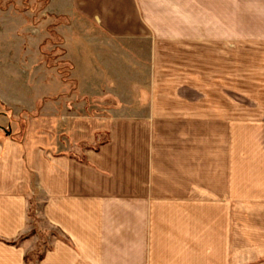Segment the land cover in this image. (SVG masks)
Returning a JSON list of instances; mask_svg holds the SVG:
<instances>
[{
	"label": "crops",
	"instance_id": "obj_1",
	"mask_svg": "<svg viewBox=\"0 0 264 264\" xmlns=\"http://www.w3.org/2000/svg\"><path fill=\"white\" fill-rule=\"evenodd\" d=\"M117 5L46 0L43 16L68 21L73 89L18 39L26 18L0 10V264L39 246L33 264H264V104L243 112L225 88L241 42L264 49V0H201L212 23L168 27V61L162 0ZM194 32L216 54L195 62Z\"/></svg>",
	"mask_w": 264,
	"mask_h": 264
},
{
	"label": "rangeland",
	"instance_id": "obj_2",
	"mask_svg": "<svg viewBox=\"0 0 264 264\" xmlns=\"http://www.w3.org/2000/svg\"><path fill=\"white\" fill-rule=\"evenodd\" d=\"M113 3L112 12L116 13L117 4L120 3V0H111ZM196 0L188 1V0H162V9L160 15L157 14V19L159 20V24H161L162 28V41L167 40H174L173 37L169 35V33L166 31L168 30V27L170 28L171 25L176 26L179 29H182V34L186 35L185 31L183 30V26L187 25L188 23L186 21V18L189 16L192 19V23H196L198 25H202L204 22H210L208 21L207 17L202 15L201 11V0H198V4H195ZM46 0H0V10L5 11L7 9H11L15 14L22 15L26 18L27 22L26 25L29 26V32L26 30H20L18 32V39H25L29 42L33 41V43L36 42L38 44V48H31L29 46V49H31V52H29V55H33L35 57L40 58L41 64L43 67H48L50 69H53L58 74V78L60 81L67 82L70 89H73L75 87V83L71 80H69V72L71 70L70 65L63 60L64 50H63V37L60 35L56 28L59 25H67L68 21L67 19L63 17H45L42 14V10L45 7ZM138 4V2H136ZM203 5V0H202ZM136 6V7H135ZM135 6L132 7L131 10H134L135 12L138 11V5L135 4ZM197 8H195V7ZM243 6V3H242ZM244 7V6H243ZM214 9V7L212 8ZM189 12L191 14H189ZM28 15V16H27ZM138 16V15H136ZM136 16H131L135 20ZM242 23L249 24V17L242 16L241 18ZM67 33V31L65 30ZM65 33V34H66ZM97 34V33H96ZM188 35L193 34L194 39V49H188L193 50V57L195 62H198L201 60V58L207 54V52L212 54L214 50L212 49H205L203 46L205 39L202 38L201 32H194V33H187ZM173 44L171 42H164L163 43V61H168V57L171 55H175V51H179V49H175L172 46ZM228 46V45H227ZM237 48V55L240 56L241 63L236 66V70H241V76L239 79H226L225 80V88L227 89V95L226 100L227 103H231L233 101L241 104L243 106V112H249V108L252 105H260L264 104V81L254 80L250 79V75L253 72H260L264 69L263 64H257V60L260 61V58L264 57V49L263 48H255L250 46L249 40H243L241 42V45ZM227 49V70L230 72H233L234 70L230 67H232V64H228V58L232 57L234 55L233 52L235 50L233 48H226ZM23 53L25 54V47L22 48ZM25 51V52H24ZM216 52V50H215ZM191 53L188 51V55ZM238 56V57H239ZM195 71H199L201 64H195ZM170 64L163 63V70H169ZM199 68V69H196ZM56 76V75H55ZM175 82V81H173ZM178 82V81H177ZM190 82V81H189ZM193 83V86L195 89H202L203 88H217L218 84L217 81H203L199 79H194L191 81ZM170 80H162L163 87H168L170 85ZM236 88L238 91L236 93L230 91V89ZM209 98L217 99V96L210 95ZM42 104V101H39L36 103L37 110H39L40 106ZM1 110V108H0ZM3 111V109L1 110ZM39 111H35L34 114H37ZM29 218L33 219V215L31 212H29ZM35 226L36 224L33 223ZM35 231V230H34ZM55 234V236H58V234L51 230ZM45 234L48 233V231L44 232ZM29 237L32 235L31 232L27 234ZM42 236V234H41ZM44 237V236H43ZM42 242V239L41 241ZM39 248L29 255L28 262L29 264H33L35 260H37L40 257Z\"/></svg>",
	"mask_w": 264,
	"mask_h": 264
}]
</instances>
